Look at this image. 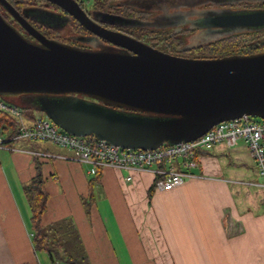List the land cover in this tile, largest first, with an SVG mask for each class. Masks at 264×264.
<instances>
[{"label":"crops","instance_id":"obj_1","mask_svg":"<svg viewBox=\"0 0 264 264\" xmlns=\"http://www.w3.org/2000/svg\"><path fill=\"white\" fill-rule=\"evenodd\" d=\"M13 146L71 157L50 143ZM35 158L0 150V264H54L32 244L23 187L37 164L48 194L42 225L69 221L87 264H264L263 180L241 142L197 152L196 176L171 191L154 187L159 166L104 169L90 185L85 165ZM163 168L183 170V160Z\"/></svg>","mask_w":264,"mask_h":264},{"label":"water","instance_id":"obj_2","mask_svg":"<svg viewBox=\"0 0 264 264\" xmlns=\"http://www.w3.org/2000/svg\"><path fill=\"white\" fill-rule=\"evenodd\" d=\"M45 1L115 47L81 48L27 29L34 37L29 40L0 15L3 100L19 96L61 131L124 150L193 142L244 115L264 121V52L178 57L100 28L73 0ZM0 5L17 17L6 0ZM206 21L228 35L260 31L264 10L227 12Z\"/></svg>","mask_w":264,"mask_h":264},{"label":"flooded vegetation","instance_id":"obj_3","mask_svg":"<svg viewBox=\"0 0 264 264\" xmlns=\"http://www.w3.org/2000/svg\"><path fill=\"white\" fill-rule=\"evenodd\" d=\"M6 1L17 13V17L1 5L0 15L29 40H34L28 32L31 30L48 40L81 48L90 49L97 44L115 47L48 1ZM73 1L100 28L123 34L159 51L186 58H192L190 53L211 48L212 44L229 36L228 30L207 23L208 17L227 12L235 14L264 10V0H102L101 4L95 0L90 6H86L87 2L94 0ZM113 8L119 12L113 13ZM260 51L263 53L264 49Z\"/></svg>","mask_w":264,"mask_h":264},{"label":"built area","instance_id":"obj_4","mask_svg":"<svg viewBox=\"0 0 264 264\" xmlns=\"http://www.w3.org/2000/svg\"><path fill=\"white\" fill-rule=\"evenodd\" d=\"M0 113L8 114L16 123V134L6 138L0 134V150L27 152L40 160L59 159L73 161L88 167L87 174L94 177L98 170L114 169L121 171L145 172L152 166L155 175L154 187L162 191H171L188 179L194 178L193 170L198 168L196 154L217 145L235 146L241 142L253 161L258 177L264 187V121L255 122L250 116L217 124L202 137L189 143L174 146L163 145L153 151L124 150L103 140L91 137L81 138L58 129L47 118L26 120L23 112L10 102L0 98ZM17 142L50 143L68 150L71 157L36 153L16 149ZM183 160V170L164 169L163 165L173 160ZM127 180H131L130 177Z\"/></svg>","mask_w":264,"mask_h":264},{"label":"trees","instance_id":"obj_5","mask_svg":"<svg viewBox=\"0 0 264 264\" xmlns=\"http://www.w3.org/2000/svg\"><path fill=\"white\" fill-rule=\"evenodd\" d=\"M101 3L102 1H100L99 4ZM114 8L116 9V7ZM114 8L113 13H118L119 11L115 10ZM263 34L264 30L229 35L224 38L225 40L221 39L212 44L211 48L197 50L199 52H206L205 55L192 58L214 59L231 55H251L262 53L261 51H250L247 49V47L250 45L259 46V44H264V36L259 42H257L258 44L254 42L253 44L241 46V43L239 42L243 38L261 36ZM4 98L11 99V103L19 108L23 112L24 116H26L29 120H34L37 117L46 118L39 110L28 106L26 102L22 101L19 96H10ZM28 111H33L35 115H31V113L27 114ZM16 131V123L14 119L8 114L0 113V134L6 138H10L16 134ZM91 138L95 139L92 136ZM36 159L37 158H35V160ZM100 173L101 170H98L97 174L93 178V181L90 182V185L93 182L98 181ZM23 191L31 213L33 248L36 251L45 252L48 255L50 261L54 264H58L60 261L67 264H87L82 247L78 243L77 235L69 221L63 220L49 226L42 225V216L46 210L48 194L46 192L44 178L38 164L36 165L34 176L23 187ZM151 191L152 188L149 189V196Z\"/></svg>","mask_w":264,"mask_h":264},{"label":"rangeland","instance_id":"obj_6","mask_svg":"<svg viewBox=\"0 0 264 264\" xmlns=\"http://www.w3.org/2000/svg\"><path fill=\"white\" fill-rule=\"evenodd\" d=\"M99 3H100V1H102V0H97ZM93 2H95V0L94 1H90V2H87V5L86 6H90ZM264 36V34L263 35H261V36H254V37H246V38H243V39H241L240 40V42L239 43H241V46H243V45H248V44H253L254 42H259L260 41V39L262 38ZM258 44V43H257ZM247 49H249L250 51L251 50H255V51H259V50H262V49H264V44H259V46H252V45H250L249 47H247ZM246 51H248V50H246ZM205 53L206 52H199V51H196V52H192V53H190L189 54V56L190 57H199V56H202V55H205ZM207 54H208V52H207ZM31 113V115H35L34 114V112L33 111H28V113L27 114H30ZM25 119L26 120H29L26 116H25ZM253 120L255 121V122H262L261 120H259V119H257V118H253ZM61 264V263H60Z\"/></svg>","mask_w":264,"mask_h":264}]
</instances>
